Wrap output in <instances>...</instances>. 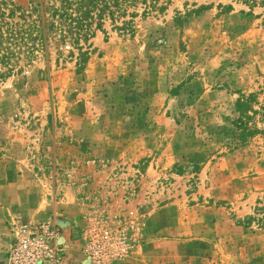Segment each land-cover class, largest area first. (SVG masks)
<instances>
[{"label": "rangeland", "instance_id": "rangeland-1", "mask_svg": "<svg viewBox=\"0 0 264 264\" xmlns=\"http://www.w3.org/2000/svg\"><path fill=\"white\" fill-rule=\"evenodd\" d=\"M138 12L77 42L45 28L0 79L6 243L49 221L87 264H264V135L234 125L238 98L264 103V3Z\"/></svg>", "mask_w": 264, "mask_h": 264}, {"label": "trees", "instance_id": "trees-1", "mask_svg": "<svg viewBox=\"0 0 264 264\" xmlns=\"http://www.w3.org/2000/svg\"><path fill=\"white\" fill-rule=\"evenodd\" d=\"M29 13L14 6L8 0H0V79L8 77L19 55L31 59L34 51L38 47L44 46L45 28H51L58 33L61 41L66 38H74L80 41L86 36H91L95 29H101L105 20H110L115 24L120 19L130 17L128 21H122L123 25H115L117 29L133 30V18L141 10L142 16H148L153 12L163 13L170 5L172 0H47L44 4L42 0H33ZM240 2L252 9L264 0H232ZM10 6L8 7V5ZM227 5V9H231ZM18 11V15H16ZM47 12L48 23L45 21ZM34 14V15H32ZM16 17V19H15ZM29 17V18H28ZM33 38H37L36 45H30ZM256 103L254 95L240 97L234 103L236 118L234 125L238 130V139L241 141L246 138L262 134L264 127H258L252 120L259 115L264 122V103L258 109L254 107Z\"/></svg>", "mask_w": 264, "mask_h": 264}, {"label": "built area", "instance_id": "built-area-1", "mask_svg": "<svg viewBox=\"0 0 264 264\" xmlns=\"http://www.w3.org/2000/svg\"><path fill=\"white\" fill-rule=\"evenodd\" d=\"M62 229L55 223L14 221L8 243L0 248L5 264H73ZM91 255L101 259L100 251ZM100 263V262H98Z\"/></svg>", "mask_w": 264, "mask_h": 264}, {"label": "crops", "instance_id": "crops-1", "mask_svg": "<svg viewBox=\"0 0 264 264\" xmlns=\"http://www.w3.org/2000/svg\"><path fill=\"white\" fill-rule=\"evenodd\" d=\"M4 218L0 215V247L6 244L10 231V222L6 223V220ZM71 256L73 257L72 261L75 262L76 264H87L79 252L74 251L73 254H71ZM130 260H131L130 257H128L121 264H128ZM0 264H5L2 261L1 254H0Z\"/></svg>", "mask_w": 264, "mask_h": 264}]
</instances>
